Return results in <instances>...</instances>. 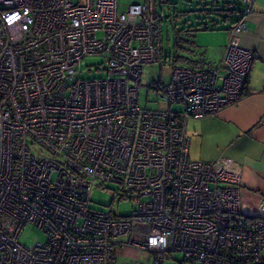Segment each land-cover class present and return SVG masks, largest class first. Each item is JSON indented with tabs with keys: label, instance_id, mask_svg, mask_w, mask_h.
<instances>
[{
	"label": "built area",
	"instance_id": "built-area-1",
	"mask_svg": "<svg viewBox=\"0 0 264 264\" xmlns=\"http://www.w3.org/2000/svg\"><path fill=\"white\" fill-rule=\"evenodd\" d=\"M88 56L105 77L82 78ZM254 58L231 36L212 67L152 81L149 109L142 67L163 47L145 2L0 0V264H114L117 245L150 264H264V201L243 213L240 166L191 159L186 128L240 99ZM105 183L131 214L92 208ZM27 225L44 240L22 243Z\"/></svg>",
	"mask_w": 264,
	"mask_h": 264
},
{
	"label": "crops",
	"instance_id": "crops-1",
	"mask_svg": "<svg viewBox=\"0 0 264 264\" xmlns=\"http://www.w3.org/2000/svg\"><path fill=\"white\" fill-rule=\"evenodd\" d=\"M240 2L242 5V0ZM232 25L231 22L224 32L219 33L223 34V40L216 44L213 60L204 62L197 56H190L191 64L183 66L212 67L220 59L229 38L235 36L241 46L255 53L242 95L237 102L215 114L190 117L186 128L191 159L215 161L229 158L240 166L242 211L251 215L264 201V0H252L251 11L245 15L243 32L231 31ZM142 255L132 246L117 245L114 264H120L121 258H130L135 264L140 262ZM146 258L149 259L146 263L150 264V258Z\"/></svg>",
	"mask_w": 264,
	"mask_h": 264
},
{
	"label": "rangeland",
	"instance_id": "rangeland-1",
	"mask_svg": "<svg viewBox=\"0 0 264 264\" xmlns=\"http://www.w3.org/2000/svg\"><path fill=\"white\" fill-rule=\"evenodd\" d=\"M145 2L150 8L154 17H159L163 47V65L159 63H147L142 67L141 89L138 94L139 104L143 107L153 109L157 106L156 94L149 89L152 81L162 80L168 82L171 72L175 66L187 65L185 62L171 63L167 58L174 56H197L204 62L213 60L216 56V44L223 40V34L231 22L237 16V10L241 8L240 0H217L216 6H205L196 0H117L118 11L126 9L131 3ZM205 7V10H201ZM219 14V15H218ZM204 26L210 29H204ZM196 29L188 35V30ZM179 37V44L183 47L175 46V38ZM187 42H186V41ZM189 41H194L195 45H189ZM191 51V52H190ZM194 52L193 55L191 53ZM101 62L99 57L88 56L81 63V76L85 79L105 77L104 70L95 69L94 66ZM90 65V70L88 66ZM161 109L168 108L164 102L159 104ZM177 109V106H171ZM117 187L111 183L104 186H96L93 190L92 208L112 211L115 214L124 216L132 213L133 201L127 198H120L116 194ZM250 212V211H247ZM252 213V212H250ZM126 239V238H124ZM44 235L36 227L27 225L20 241L26 245H32L36 241H43ZM142 255V254H141ZM177 256H181L180 253ZM149 261L145 256L140 262L135 264H147ZM120 264H133L130 258H121Z\"/></svg>",
	"mask_w": 264,
	"mask_h": 264
},
{
	"label": "trees",
	"instance_id": "trees-1",
	"mask_svg": "<svg viewBox=\"0 0 264 264\" xmlns=\"http://www.w3.org/2000/svg\"><path fill=\"white\" fill-rule=\"evenodd\" d=\"M196 1H198L199 2V4H201V6L202 5H205V6H216V5H218V2H217V0H214V1H206V0H196ZM150 2H151V0H150ZM201 10H205V7H202V9ZM219 15V14H218ZM242 17V9L240 8V9H238L237 10V16H236V18L232 21V24H235L238 20H239V17ZM204 29H210V27H208V26H204L203 27ZM196 29H191V27L189 28V30L187 31L188 32V35L189 34H192V33H189V32H194ZM179 37H177L176 36V38H175V46L176 47H181V48H183L180 44H179ZM186 41V40H185ZM187 42V41H186ZM188 44L189 45H195V42L194 41H189L188 42ZM185 62L186 64H191V62H192V60H191V57L190 56H174V58L172 59V62L173 63H178V62Z\"/></svg>",
	"mask_w": 264,
	"mask_h": 264
}]
</instances>
